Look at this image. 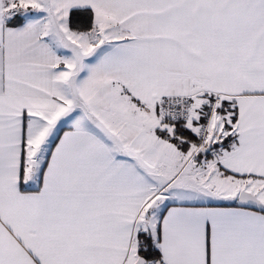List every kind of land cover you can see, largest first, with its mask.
Segmentation results:
<instances>
[{
	"label": "snow or ice",
	"instance_id": "1",
	"mask_svg": "<svg viewBox=\"0 0 264 264\" xmlns=\"http://www.w3.org/2000/svg\"><path fill=\"white\" fill-rule=\"evenodd\" d=\"M0 264H264V0H0Z\"/></svg>",
	"mask_w": 264,
	"mask_h": 264
}]
</instances>
